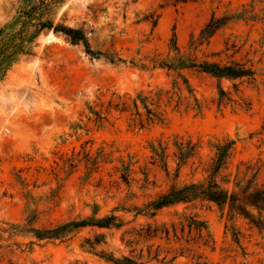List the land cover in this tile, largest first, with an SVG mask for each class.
<instances>
[{
    "label": "rangeland",
    "instance_id": "374dc122",
    "mask_svg": "<svg viewBox=\"0 0 264 264\" xmlns=\"http://www.w3.org/2000/svg\"><path fill=\"white\" fill-rule=\"evenodd\" d=\"M22 1L0 0V30L8 31ZM53 11L54 23L81 29L90 50L100 56L90 58L81 45L58 33L59 42L47 40L44 31L34 56L22 58L0 81V222L23 225L29 194L37 203L36 228L85 219L94 211L101 218L114 208L125 225L118 231L85 229L63 244L18 249L5 243L0 264H110L81 247L84 238L97 235L105 245L96 252L115 258H136L142 250L146 262L150 247V256L158 254L164 263L264 264V230L214 206L177 205L153 218L126 213L172 185L205 179L217 144L234 143L228 166L232 173L239 163L264 164V0H64ZM213 15L248 21L230 22L217 31L196 53L197 60L226 62L233 55L232 60L256 73L253 83L183 71L189 96L182 84L180 91L172 89L173 73L141 68L166 56L173 34L186 52L190 37L196 38ZM218 52L219 58H210ZM103 55L123 63L111 64ZM138 94L163 115L162 123L140 129L130 113L110 108L130 104ZM175 143L187 151L193 147L182 165ZM151 144L166 148V170L151 164ZM86 154L98 160L89 173ZM71 156L80 161L72 169L64 165ZM126 165L128 172L122 173L128 187L114 169ZM189 215L206 223L212 240L207 246L186 231L183 236L177 232L176 240L171 232L169 241L162 235L125 246L138 241V230L178 229ZM13 241L26 244L29 239Z\"/></svg>",
    "mask_w": 264,
    "mask_h": 264
},
{
    "label": "trees",
    "instance_id": "16d2710c",
    "mask_svg": "<svg viewBox=\"0 0 264 264\" xmlns=\"http://www.w3.org/2000/svg\"><path fill=\"white\" fill-rule=\"evenodd\" d=\"M63 1H22L24 6L16 12V18L8 27V31L0 30V81L3 80L13 65L18 63L22 58L34 56L33 49L35 42L44 31L61 34L72 45H81L84 53L90 58L100 56L99 53H93L90 50L86 35L81 29L68 27L62 22L54 23L53 8ZM239 20L248 21V19L240 16L216 18L213 15L196 38L190 37L186 52H181L173 34L166 56L163 59H152L150 61V68L147 65H141V68L149 70L160 69L167 73H173L172 89L180 91V85L182 84L189 96L192 95V90L188 85L187 79L182 75L183 71L204 74L217 81L246 80L253 83L256 73L251 68L246 67L244 63L232 60L233 55L226 62L209 60L208 57H205L202 61L196 58V53L199 52L203 45L207 46L209 44L210 39L217 31L224 28L228 23ZM221 53H213L210 55V58H219ZM103 56L111 64L123 63L121 59H115L112 55ZM219 93L223 96L221 89H219ZM110 108L120 114L130 113L131 116L138 119L140 129L149 127L155 123H162L164 120L163 115L157 113L155 106L149 102L148 98L141 94H138L135 99L131 100L130 104L123 102ZM139 109H141L142 113L139 112ZM97 119L98 121L101 120L100 117H97ZM233 145L232 141H226L215 146L214 158L205 179L181 186L172 185L168 190L158 194L141 208L133 207L131 211H126V213H133L134 218L140 216L153 218L162 209L177 205H184L186 207H193L195 205H199L200 207L214 206L221 214L225 213L231 218L239 217L249 225L259 230H264V180L260 181L264 164L260 165L258 160L254 164L250 162L239 163L235 168V172H230L228 166ZM175 147L177 150L176 157L180 165L184 164L193 155L191 153L193 147L188 151L176 143ZM149 148L151 152V164L166 170L168 157L166 155V148L160 144L157 147L151 144ZM76 158L71 156V158L64 162V165H67L70 169L74 168V162H80ZM84 163L89 173L91 167L95 166L98 160L96 158L91 160L86 154ZM108 163H112V161ZM128 168L129 166L127 165L123 166L122 171L114 168L116 172L121 173L120 180L127 187L129 186V179L122 172H128ZM21 186L25 187L22 183ZM25 198L27 213L25 223L23 225H13L0 222V247L5 243L6 248L16 247L18 249L21 246L30 248L34 245L63 244L72 241L85 229L118 231L125 225L115 215L118 209L114 208L108 215L101 218H96L97 211H94L90 217L85 219L74 218L68 222L36 228L37 203L29 194H26ZM32 206L34 208H31ZM185 231L188 237L194 234L196 243H201L203 246H207L212 242L206 223L199 220L195 215H189L179 222L178 229L175 225H172L171 231L165 227L153 231H150L148 227L145 232L138 230L136 233V236L139 238L138 241L128 242L125 246L131 248L133 245H137L140 240L146 242L162 235L163 237H160V239L164 238L166 241H169L171 232L176 240L177 232L183 236ZM14 238L29 239V241L26 244H22L13 241ZM100 245H105L104 237L97 235L93 240L84 238L83 246L81 247L94 252L110 264H148L150 262L171 264L174 260L172 259L164 263V259L158 260V254H154L151 257L150 247L147 248L146 262L141 261L143 259L142 250H140V254L136 258L123 256L115 258L112 254H107L103 251L96 252V248Z\"/></svg>",
    "mask_w": 264,
    "mask_h": 264
},
{
    "label": "bare ground",
    "instance_id": "6f19581e",
    "mask_svg": "<svg viewBox=\"0 0 264 264\" xmlns=\"http://www.w3.org/2000/svg\"><path fill=\"white\" fill-rule=\"evenodd\" d=\"M45 38V37H44ZM47 40H55L56 39V37L55 36H53V35H51V34H47ZM57 41H58V39H56ZM59 42V41H58Z\"/></svg>",
    "mask_w": 264,
    "mask_h": 264
},
{
    "label": "water",
    "instance_id": "95a60500",
    "mask_svg": "<svg viewBox=\"0 0 264 264\" xmlns=\"http://www.w3.org/2000/svg\"><path fill=\"white\" fill-rule=\"evenodd\" d=\"M47 34H51V35L55 36V34H54L53 32H51V31H47V33H46L43 37H46Z\"/></svg>",
    "mask_w": 264,
    "mask_h": 264
}]
</instances>
